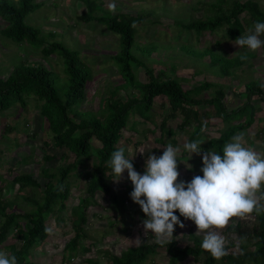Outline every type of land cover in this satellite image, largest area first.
<instances>
[{"label":"trees","instance_id":"trees-1","mask_svg":"<svg viewBox=\"0 0 264 264\" xmlns=\"http://www.w3.org/2000/svg\"><path fill=\"white\" fill-rule=\"evenodd\" d=\"M86 1L88 10L80 17L87 22L106 24L109 30L119 34L120 50L112 56L113 60L129 88L138 90V94L133 95L130 90L125 98L119 99H115L117 92L113 90L107 96L104 107L98 111L82 109L86 89L93 80V72L81 51L55 40L56 38L42 39L40 29L26 22V17L41 8V4L36 0H0V18L7 23L0 31L3 37L18 44L29 41L36 47L42 48L48 56L57 53L64 59V70L67 75L62 79L58 72L55 73L40 61L25 59L19 61L7 78L0 76V111H7L16 105L25 108L30 98L34 97L40 102L38 104L40 114L49 121L51 130V138L43 142L44 161L49 162L57 157L54 152L49 151L50 147H54L55 150L66 149L75 155L74 161L61 166L59 171L54 172L50 168L43 167L41 174L46 179L45 185L31 173L14 176L9 183L12 188L17 185L20 188L45 186L41 198L26 199L31 209L18 212L14 200L0 197V246L10 248V256L17 257V264H39L31 258L33 248L42 245L50 237L48 222L54 217L58 218V221L62 220L59 214L68 209L67 203L72 192L69 177L73 172L84 176L86 181L89 179V182L87 195L70 209V217L65 224L70 227L72 237L65 244L59 264H69L80 251H90L94 243L91 241L90 245L86 246L83 240L90 237L87 232L90 222L89 208L99 205L98 192L112 194L115 204L121 203L122 209L125 208L126 198H129L128 193L131 192L125 190L126 196H121L113 190L109 182L111 169L107 167V161L111 158V153L121 147V141L128 139L126 131L135 130L138 122L149 121L157 98L162 97V105L169 110L168 113L163 114L160 124L154 122L161 130L158 141L162 144H166L164 142L166 135L176 132V128L169 126L170 119L180 117L182 122L179 126L186 127L191 122L194 124L190 142L201 139L212 121L211 111H201L199 107L203 103L213 105L215 115L222 117L228 124L220 130L218 137L208 138L201 148L205 152L210 149L220 155H223L225 143L231 142V138L239 130L254 123L256 106L252 102L253 96L257 94L264 99L263 84L259 79L249 80L245 84L244 90L238 94L243 102L235 104L232 110L224 100L226 92L223 88L214 89V95L210 99L197 98L195 95L215 85L204 81L194 88H185L179 77L168 76L163 72L156 73L154 68L148 67L134 52L137 26L143 23L150 13L131 15L120 12L111 17L97 16L96 1ZM204 3L199 1L201 6ZM208 12L206 17L192 18L188 22L176 20L175 26L187 32H196L199 38L205 32L216 34L223 28L231 39L236 40L249 31V24H253L254 21L264 22V9L256 0H217L210 4ZM262 37L264 40V35ZM217 43L220 45L221 41L218 40ZM213 47L208 45L203 50H199L194 48V45L185 44L180 48L187 49L186 53L194 52L197 57L209 58L226 76L233 75L236 68L247 62V58L241 59L242 56L252 55L247 53L230 57L227 54H218ZM140 49L149 50L150 54L157 51L152 45ZM140 66L147 75L145 81L138 79L136 69ZM136 115L141 119L138 120ZM235 119L239 122L233 123ZM1 144L0 137V146ZM94 155L98 162L92 170H89L84 161L91 160ZM81 157L85 160H80ZM132 163L135 169L137 164L133 160ZM4 181L6 179L3 178L2 183ZM175 214L181 218L178 210ZM254 214L258 225L253 229L256 240L252 243V249L246 251V246L242 244L243 250L236 252L232 250V247H236L235 241L232 240L225 245L228 254L220 260L214 259L210 253L201 248L203 240L201 237L195 236V246L180 247L179 241L175 238L165 243H158L155 235H151L154 242L148 240L138 246H129L119 255L105 253V263L97 258L87 259L86 262L88 264H152V255L158 252V248L163 247L167 251L169 264H184L189 258L195 262L202 261L203 264H264V212L260 214L254 212ZM143 216L145 217L144 213ZM233 228L238 236L246 235L242 221ZM12 231L14 237L21 242L20 246L15 243L5 244ZM247 234L250 237L251 233Z\"/></svg>","mask_w":264,"mask_h":264},{"label":"rangeland","instance_id":"rangeland-1","mask_svg":"<svg viewBox=\"0 0 264 264\" xmlns=\"http://www.w3.org/2000/svg\"><path fill=\"white\" fill-rule=\"evenodd\" d=\"M36 1L41 4V8L30 13L26 17V22L40 29L42 39L54 40L56 38L55 40L63 42L71 48L79 49L87 64L92 68L93 80L86 89L82 109L88 111L100 110L104 107L107 96L113 90L117 92L115 99L125 98L130 90L134 93L133 95L138 94L137 89H130L125 83L112 57L120 50L119 34L109 30L106 24L95 21L87 22L80 17L88 10L86 0ZM95 1L97 8L95 14L97 16L111 17L120 12H127L131 15L150 13L149 17L137 26V42L134 52L148 67L154 68L156 73L163 72L168 76L179 77L185 88H194L204 81L215 85V87L205 88L195 95L197 98L210 99L214 95V89L223 88L226 92L224 100L229 109L232 110L235 104L243 102L238 94L244 90L245 84L249 80L259 79L264 89V48L261 47L251 51L246 47L237 46L236 41L231 39L223 28L216 34L205 32L199 38L196 32H187L175 26L176 20L188 22L192 18L206 17V14L209 13L210 4L217 0ZM199 1L205 3L201 6ZM256 1H259L264 9V0ZM113 3L115 4V11H110L109 5ZM6 25L5 20L0 18V31ZM252 27L253 24L248 25V29ZM248 34L249 31L242 36ZM218 40L221 41L220 45L217 43ZM185 44L194 45V48L199 50H203L208 45H213L215 52L227 54L230 57L247 53L252 55L247 57L246 63L234 70L233 75L226 76L220 72L219 68L209 58L197 57L194 52L186 53L187 49L180 48H183ZM148 45H152V48H156L157 51L150 54L149 50L140 49ZM24 59L43 62L55 73L58 72L62 79L67 76L64 70V59L57 53L48 56L42 48L36 47L31 42L18 44L4 38L0 32V76L7 78L15 64ZM136 73L140 81L146 80L147 75L143 67H138ZM163 99L165 100V98ZM252 99L256 106V119L250 127L239 130L237 134L243 133L245 147L251 148L264 158V99L257 94ZM38 104L40 102L32 97L25 108L16 105L7 111H0V137L2 139L0 146V197L14 200L17 203L16 210L18 212L31 209L26 201L27 198H41L42 189L45 188L44 182H46L41 174L43 167L50 168L51 171L55 172L59 171L61 166L67 165L68 162H73L75 159V155L66 149L55 150L54 147H50L49 151L54 152L57 157L49 162L44 161L43 142L51 138V130L49 121L41 116ZM199 109L201 111H211L212 124L205 130L204 136L199 139L205 143L210 137H218L220 130L228 123L222 117L215 115L214 106L210 103H203ZM168 111V107L162 105V97L157 98L149 121L138 122L135 130L126 131L125 134L128 139L122 140L120 146L125 149L126 158L131 159L134 156L133 161L137 164L135 170L143 174L145 171L144 162L150 152L160 156L166 144H174V147L179 148L177 154L179 177L177 182L191 181L194 176L203 175L201 171L203 167L202 154H193L190 158V153H185L183 147L186 142H190L194 124L191 122L186 127H182L179 126L182 122L181 117L170 119L169 126L176 128V132L166 135L164 137L166 144H162L158 141L161 130L154 122L160 124L163 114L168 113ZM136 117L138 120L141 119L138 115ZM232 122L237 123L239 120L235 119ZM79 159L85 160L83 157ZM84 162L87 168L92 170L98 159L94 155L91 160H85ZM22 173H31L38 177L39 181L44 184L43 187L33 188L28 186L20 188L19 185L15 188L10 187L9 183L14 179V176ZM3 178L6 181L2 183ZM84 178L79 173L73 172L70 174L69 180L72 183V192L67 203L68 209L59 214L62 220L58 221V218L54 217L48 222L51 230L50 237L42 245L33 248L31 258L39 264L60 263L65 244L72 237L70 227L65 224L69 220L70 209L76 206L83 196L87 195L89 179L86 181ZM109 182L113 190L121 196L125 195V190H133V185L128 179L127 170L123 173V179L119 183H114L111 179ZM261 192H264V186L257 193L258 197ZM97 199L99 205L89 208L90 222L87 226V232L90 237L85 241L83 240V244H86V246H89L91 241L94 244L91 246L90 251H80L69 264H88L86 260L90 258H97L105 263V253L119 255L129 246H138L148 240L154 242V239L150 237L154 235L152 232L145 235L141 222L146 217L143 216L140 206L132 201L130 195L129 198H126L125 208L123 209L121 203L115 204L112 194L98 192ZM260 203L264 204V200H261ZM180 220L185 226L183 228L179 225L174 226L173 236L170 240L175 238L179 241L180 247L195 246V236L203 238L204 233L197 232V226L193 221L187 220L183 216ZM239 221L244 224L246 235L241 234L238 236L234 231L233 227ZM256 225H258V221L253 212L245 217H233L225 228L214 230L225 237V245L234 240L236 247H232V250L239 252L243 250L242 244L246 246V251L252 249V243L256 240L253 234ZM248 232L251 233L250 237L247 234ZM137 237L142 240L139 244L134 242ZM13 243L18 246L21 245V242L14 237L12 231L5 244ZM0 252H4L8 256L11 254L9 247L3 248L0 246ZM151 258H153L152 264H169L167 251L163 247L158 248V252L153 254ZM184 264H203V262H195L192 258H189Z\"/></svg>","mask_w":264,"mask_h":264},{"label":"clouds","instance_id":"clouds-1","mask_svg":"<svg viewBox=\"0 0 264 264\" xmlns=\"http://www.w3.org/2000/svg\"><path fill=\"white\" fill-rule=\"evenodd\" d=\"M109 10L115 11L114 3L109 5ZM262 35L264 22L254 21L249 34L239 36L235 40L236 45L255 51L264 46V40L260 38ZM203 142L195 140L183 145L190 158L193 154H202L203 175L194 176L191 181L177 182L179 148L170 143L162 155L150 152L146 156L143 174L134 169V156L126 158L123 147L111 153L107 167L111 169L114 183H119L127 170L133 185L130 198L140 206L146 217L141 222L145 235L152 232L158 243L169 241L174 226H185L175 214L178 210L180 216L195 223L197 232L204 233L201 248L220 260L228 254L226 241L214 229L225 228L233 217L264 212V204L260 203L264 200V192L257 196L264 186V158L245 147L243 133L234 135L231 142L225 143L223 155L210 149L204 152L201 148ZM134 242L139 244L142 240L137 237ZM0 264H17V257L0 252Z\"/></svg>","mask_w":264,"mask_h":264}]
</instances>
